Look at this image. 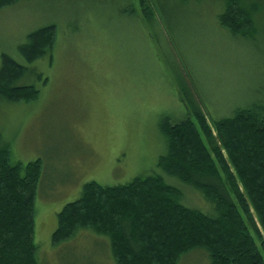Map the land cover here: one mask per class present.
<instances>
[{
    "label": "rangeland",
    "instance_id": "374dc122",
    "mask_svg": "<svg viewBox=\"0 0 264 264\" xmlns=\"http://www.w3.org/2000/svg\"><path fill=\"white\" fill-rule=\"evenodd\" d=\"M257 1L249 36L221 24L227 0H153L152 19L141 0H20L0 10V67L10 55L28 67L19 84L40 89L32 103L0 100V149L8 145L14 164L43 161L39 264H117L110 239L92 229L53 241L58 214L91 181L118 186L158 173L182 191L184 205L216 214L199 190L158 166L167 153L160 125L195 119L193 102L210 123L264 103V0ZM48 25L58 29L52 56L26 63L20 45ZM179 264L211 258L195 249Z\"/></svg>",
    "mask_w": 264,
    "mask_h": 264
},
{
    "label": "trees",
    "instance_id": "16d2710c",
    "mask_svg": "<svg viewBox=\"0 0 264 264\" xmlns=\"http://www.w3.org/2000/svg\"><path fill=\"white\" fill-rule=\"evenodd\" d=\"M18 1L0 0V10ZM152 1L141 0L149 19ZM260 7L257 0H227L220 22L249 36ZM57 38L55 25L33 31L20 55L26 63L51 57ZM1 60L0 100L37 101L39 88L19 84L28 67L6 53ZM193 110L195 119L162 121L167 153L158 166L199 190L215 215L184 205L182 191L158 173L118 186L91 181L58 214L54 243L92 229L110 239L117 264H179L195 249L206 250L211 264H264V103L213 123L194 102ZM42 172V159L14 164L8 145L0 149V264H39L34 234Z\"/></svg>",
    "mask_w": 264,
    "mask_h": 264
}]
</instances>
